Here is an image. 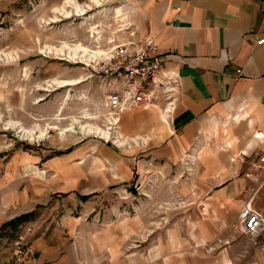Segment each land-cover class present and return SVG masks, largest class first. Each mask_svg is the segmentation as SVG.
<instances>
[{
  "label": "crops",
  "instance_id": "1",
  "mask_svg": "<svg viewBox=\"0 0 264 264\" xmlns=\"http://www.w3.org/2000/svg\"><path fill=\"white\" fill-rule=\"evenodd\" d=\"M116 6L102 46L138 49L152 38L153 54L162 59L161 94L153 104L115 111L113 135L124 147L90 154L97 160L92 172L70 157L27 169L0 149V264H11L13 242L30 225L36 256L21 264H88L72 231L36 227L32 217L8 223L54 193L129 186L137 175L142 184L147 160L157 172L171 170L189 223L201 215L197 208L204 223H225L247 200L264 214L253 204L264 185L246 199L257 185L252 178L264 172V44H257L264 0H121ZM256 155L261 163L252 164Z\"/></svg>",
  "mask_w": 264,
  "mask_h": 264
},
{
  "label": "rangeland",
  "instance_id": "2",
  "mask_svg": "<svg viewBox=\"0 0 264 264\" xmlns=\"http://www.w3.org/2000/svg\"><path fill=\"white\" fill-rule=\"evenodd\" d=\"M120 2L0 0V149L17 165L43 168L47 158L70 157L92 172L90 154L124 147L113 135L109 80L92 69L115 51L102 45ZM150 162L142 184L137 175L129 186L52 194L32 225L72 231L88 264H264V242L242 231L237 209L225 223H204L197 208L189 223L171 170L162 174ZM256 177L246 199L264 185V172ZM253 204L264 213V194Z\"/></svg>",
  "mask_w": 264,
  "mask_h": 264
},
{
  "label": "built area",
  "instance_id": "3",
  "mask_svg": "<svg viewBox=\"0 0 264 264\" xmlns=\"http://www.w3.org/2000/svg\"><path fill=\"white\" fill-rule=\"evenodd\" d=\"M257 44H264V36L257 39ZM154 50L152 38L138 49L119 45L108 61L92 66L94 72L109 80L107 105L110 108L121 110L133 104L147 106L159 98L163 85L162 59L153 54ZM239 214L242 231L264 242V214L257 211L250 200L242 205ZM27 230L13 242L11 264H21L36 256V247L28 237L32 226Z\"/></svg>",
  "mask_w": 264,
  "mask_h": 264
},
{
  "label": "trees",
  "instance_id": "4",
  "mask_svg": "<svg viewBox=\"0 0 264 264\" xmlns=\"http://www.w3.org/2000/svg\"><path fill=\"white\" fill-rule=\"evenodd\" d=\"M34 213H35V211L23 214V215L15 218V219H13L12 221H10L8 224L13 225V224H16V223H18V222H20L22 220L28 219L29 217H32L34 215Z\"/></svg>",
  "mask_w": 264,
  "mask_h": 264
},
{
  "label": "bare ground",
  "instance_id": "5",
  "mask_svg": "<svg viewBox=\"0 0 264 264\" xmlns=\"http://www.w3.org/2000/svg\"><path fill=\"white\" fill-rule=\"evenodd\" d=\"M99 133H100V134H103V135H104V137H106V136H107V134H108V133L106 134L105 132H101V131H100ZM44 134H45V130H42V131H41V135H40V136H41V137H43V135H44Z\"/></svg>",
  "mask_w": 264,
  "mask_h": 264
}]
</instances>
